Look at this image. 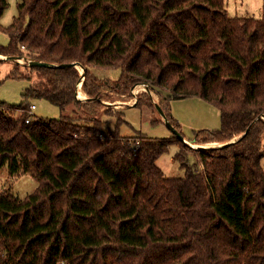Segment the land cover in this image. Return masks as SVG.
<instances>
[{
  "label": "trees",
  "instance_id": "trees-1",
  "mask_svg": "<svg viewBox=\"0 0 264 264\" xmlns=\"http://www.w3.org/2000/svg\"><path fill=\"white\" fill-rule=\"evenodd\" d=\"M226 2L20 1L12 23L0 26L8 37L0 56L84 72L81 81L75 67L13 63L6 76L32 84L19 104L0 100V169L21 168L38 186L22 200L0 195V264H264V0L261 18L230 17ZM7 7L0 0V17ZM103 69L118 78L99 79L94 71ZM139 84L155 92L178 132L171 100L218 109L220 128L188 142L238 138L200 149L173 134L123 137L114 108L102 113L114 112L117 123L104 128L101 92L126 98ZM80 87L89 101L76 98ZM141 98L133 106L146 102L158 113ZM33 100L61 116L35 119ZM71 105L89 123L65 115ZM173 142L198 159L188 166L177 153L179 177L157 165Z\"/></svg>",
  "mask_w": 264,
  "mask_h": 264
},
{
  "label": "rangeland",
  "instance_id": "rangeland-1",
  "mask_svg": "<svg viewBox=\"0 0 264 264\" xmlns=\"http://www.w3.org/2000/svg\"><path fill=\"white\" fill-rule=\"evenodd\" d=\"M20 1L21 0H8V7L4 10L0 17L1 27H7L12 23L13 17L17 15V5L20 3ZM227 10L230 17L249 16L261 18L262 0H228ZM7 43L8 37L5 33L0 31V44L6 45ZM0 58H4V56H0ZM18 62L20 64H25L27 61L23 58H20L18 59ZM12 64V62L0 61V100L6 102L7 104H19L23 100V92L25 89L31 86L32 80L6 79ZM78 72L81 74L82 81L83 69L82 72L79 70ZM94 74L99 79L110 81L116 80L119 76L118 71L109 69L95 70ZM34 78L35 77H33V79ZM101 95L107 96L105 97V100H103L102 106L97 111V115L103 114L101 119L105 124L104 128H110V130L114 129L118 116L115 115L114 112H110L111 115L102 113L108 108H114L120 110L122 114L121 118L123 119L124 123L119 125L118 129L120 135L123 137H134L136 136L137 132H140L144 136L150 138L171 137L172 133L165 126V124H163L164 121L161 116L152 110L146 102L142 103L141 105L139 104L138 106H133L139 97H142L141 99L148 101L150 98L148 93L143 92L133 95L130 91L126 98L117 97L111 94L109 91L107 93L101 92ZM83 96L84 98H82V100L87 99L85 93ZM129 100H132V103L134 101L135 102L133 104H129L130 106L125 105L124 107H121L117 105V108L116 106H113V102L115 101L128 102ZM151 102L153 103L152 99ZM31 104L35 105V109H33L31 112L32 117L35 119H58L61 116L59 109L45 100H33ZM169 108L172 118L180 126L181 136L186 141L191 139L192 135L197 131H214L220 128V113L218 109L203 101L202 99L186 98L171 100L169 102ZM64 114L70 116L71 118L77 119L82 123H89L88 119L81 113V111L73 105L69 106ZM159 118L162 119L163 123L154 124V121ZM236 139L237 136H234L230 141ZM190 144L192 146L195 145L192 143ZM218 145L221 144L218 143ZM262 151L264 152V141ZM177 153L183 157L184 163H186L188 166H194L195 163L198 162V159H196L194 155L184 151L181 145L177 142H173V144L169 147L168 153L162 155L157 161L158 167L167 177H179L183 174V171L180 169V163L174 158ZM262 165L264 167V158L262 159ZM198 166L201 168V165ZM37 186L38 182L29 173L23 172L21 168L14 174H9L6 165L0 169V195H10L17 198L18 200H22L27 195L31 194Z\"/></svg>",
  "mask_w": 264,
  "mask_h": 264
},
{
  "label": "water",
  "instance_id": "water-1",
  "mask_svg": "<svg viewBox=\"0 0 264 264\" xmlns=\"http://www.w3.org/2000/svg\"><path fill=\"white\" fill-rule=\"evenodd\" d=\"M20 58H23L25 59L27 62V65L29 66H36V67H47V68H56V67H75L77 68L76 66L78 64L76 63H68V64H55V63H47V62H43V61H36V60H28L24 57H4V58H0V61H7V62H12V63H19L18 62V59ZM79 66V65H78ZM84 72V71H83ZM82 72V73H83ZM146 89L150 92H154L148 85L144 84ZM134 87V86H133ZM133 87L131 88V92L133 94ZM78 88V85L76 87V89ZM134 95V94H133ZM76 98L80 101H83V102H87L89 101L90 99H79L76 95ZM135 98V97H134ZM110 105V104H108ZM153 105L155 107V109L157 110L158 114L161 116V118L163 119L164 121V124L169 128V130L171 131V133L173 135H175L180 141H182L185 145H188L192 148H200V149H209V148H215V147H221V146H224V145H229L233 142H235L236 140H233V141H230V142H226L225 144H221V145H218V146H198V147H194L192 146L188 141H186L180 134V132H178V130H176L172 125H170V123L167 121L165 115H164V112L161 110L160 106L158 105V102H154L153 101ZM130 106V105H129ZM263 119V117H262Z\"/></svg>",
  "mask_w": 264,
  "mask_h": 264
},
{
  "label": "bare ground",
  "instance_id": "bare-ground-1",
  "mask_svg": "<svg viewBox=\"0 0 264 264\" xmlns=\"http://www.w3.org/2000/svg\"><path fill=\"white\" fill-rule=\"evenodd\" d=\"M77 67V69L80 71V72H82V69H81V67L80 66H76ZM148 93L149 94V97L154 101V102H158V97L156 96V94L155 93H153V92H150V91H148L147 89H146V87H145V85H143V84H139V85H137V86H135L134 88H133V94H137V93ZM78 94H79V98L80 99H82V98H84V92L81 90V89H78ZM133 100V99H132ZM132 100H130V101H128V102H122V101H115V102H113V106H117V105H119V106H121V107H124L125 105H129V104H131L132 103ZM263 120H264V116H263ZM238 138V137H237ZM216 146V145H218V143H216V142H212V143H206V144H201V145H193L194 147H198V146Z\"/></svg>",
  "mask_w": 264,
  "mask_h": 264
},
{
  "label": "built area",
  "instance_id": "built-area-1",
  "mask_svg": "<svg viewBox=\"0 0 264 264\" xmlns=\"http://www.w3.org/2000/svg\"><path fill=\"white\" fill-rule=\"evenodd\" d=\"M33 109H35V105H31V106H30V112H29L30 114H31V112H32ZM29 121H30V118H28V119L26 120V122H29ZM133 151H134V152L136 151V146H133Z\"/></svg>",
  "mask_w": 264,
  "mask_h": 264
},
{
  "label": "crops",
  "instance_id": "crops-1",
  "mask_svg": "<svg viewBox=\"0 0 264 264\" xmlns=\"http://www.w3.org/2000/svg\"><path fill=\"white\" fill-rule=\"evenodd\" d=\"M228 1V0H227ZM226 9H227V2H226ZM228 11V10H227ZM234 17V16H233Z\"/></svg>",
  "mask_w": 264,
  "mask_h": 264
}]
</instances>
